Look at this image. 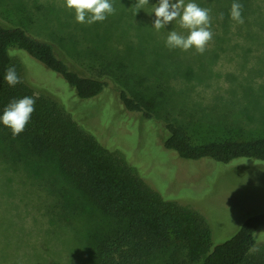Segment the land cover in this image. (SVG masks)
Wrapping results in <instances>:
<instances>
[{
	"label": "rangeland",
	"instance_id": "rangeland-1",
	"mask_svg": "<svg viewBox=\"0 0 264 264\" xmlns=\"http://www.w3.org/2000/svg\"><path fill=\"white\" fill-rule=\"evenodd\" d=\"M110 3L115 14L103 22L81 24L65 0H0L1 24L23 27L32 37L53 44L73 70L105 80L97 96L81 101L59 74L24 51L9 54H15L22 79L36 95L53 97L69 109L85 108V117L100 133L117 135L119 144L112 149L128 160L135 156L138 168L154 179L163 198L202 214L211 228L212 246L220 243L248 216L264 211V161L181 159L162 147L163 125L179 124L194 143L264 136V30L249 37L230 31L239 43L211 41L201 55L194 48L166 47L169 31L187 35L188 30L178 20L160 30L152 27L158 0ZM217 30L213 35L222 29ZM246 45H252L249 51ZM120 89L151 102L152 118L125 109ZM61 178L76 200L84 199ZM34 187L0 160V264H85L72 230L61 232L55 226L50 231L44 203L51 198ZM256 237L264 244L263 228Z\"/></svg>",
	"mask_w": 264,
	"mask_h": 264
},
{
	"label": "trees",
	"instance_id": "trees-1",
	"mask_svg": "<svg viewBox=\"0 0 264 264\" xmlns=\"http://www.w3.org/2000/svg\"><path fill=\"white\" fill-rule=\"evenodd\" d=\"M192 1L212 10V31L222 29L214 32V44L222 45L226 40L239 43L230 31L246 32L249 37L264 30V0H238L243 5V24L230 18L234 0ZM219 12L224 13L223 20L217 18ZM251 47L245 48L249 51ZM11 50L24 51L59 74L81 101L97 96L106 81L73 70L53 44L32 37L23 27L0 23V115L13 99L30 96L36 101L35 111L19 135L13 136L0 123V160L25 185L48 193L44 198L51 200L43 208L52 221L50 231L55 226L61 232L72 230L81 242L85 264H264V244L256 237V232L264 229V211L248 216L230 238L212 246L211 228L202 214L163 198L154 179L138 168L137 158L128 160L112 149L119 144L117 135L109 138L100 133L92 119L85 117V108L69 109L53 97L36 95L22 79L20 64L13 59L15 54H9ZM9 66H14L21 78L14 87L4 80ZM119 99L125 109L140 113L146 120L152 118L151 102L129 96L123 89ZM163 129L162 147L181 159L225 163L245 157L264 161V136L194 143L175 122L165 123ZM103 139L110 141L104 143ZM60 175L84 199L76 200Z\"/></svg>",
	"mask_w": 264,
	"mask_h": 264
},
{
	"label": "clouds",
	"instance_id": "clouds-1",
	"mask_svg": "<svg viewBox=\"0 0 264 264\" xmlns=\"http://www.w3.org/2000/svg\"><path fill=\"white\" fill-rule=\"evenodd\" d=\"M139 5L148 4V0H138ZM65 6L74 10L76 22L81 24H92L103 22L109 15L116 12L110 0H65ZM243 5L234 0L230 6V18L237 24H243L242 15ZM212 10L201 7L197 3H185V0H158L154 5L153 13L155 19L153 26L160 30L165 25L179 21L182 28L188 30L187 35H182L175 30L169 31L165 45L169 49H180L187 51L194 48L197 54H203L209 42L212 41ZM217 18L223 20L224 13H217ZM5 82L14 87L21 83V78L17 74L14 66H9L4 74ZM35 99L25 96L20 99H13L4 108L0 115V123L8 127L13 136L19 135L24 131L26 124L30 120L31 114L35 111Z\"/></svg>",
	"mask_w": 264,
	"mask_h": 264
},
{
	"label": "crops",
	"instance_id": "crops-1",
	"mask_svg": "<svg viewBox=\"0 0 264 264\" xmlns=\"http://www.w3.org/2000/svg\"><path fill=\"white\" fill-rule=\"evenodd\" d=\"M228 114V113H227Z\"/></svg>",
	"mask_w": 264,
	"mask_h": 264
}]
</instances>
